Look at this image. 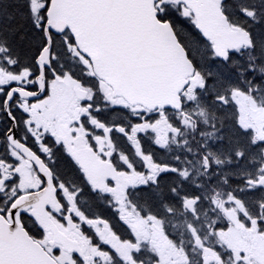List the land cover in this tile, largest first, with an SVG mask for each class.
<instances>
[{"label":"snow or ice","instance_id":"1","mask_svg":"<svg viewBox=\"0 0 264 264\" xmlns=\"http://www.w3.org/2000/svg\"><path fill=\"white\" fill-rule=\"evenodd\" d=\"M145 3L179 69L165 88L101 70L89 16L120 5L0 0V264H264V125L246 118L264 111V0H216L227 35L200 0Z\"/></svg>","mask_w":264,"mask_h":264},{"label":"water","instance_id":"2","mask_svg":"<svg viewBox=\"0 0 264 264\" xmlns=\"http://www.w3.org/2000/svg\"><path fill=\"white\" fill-rule=\"evenodd\" d=\"M120 5L118 8L93 12L89 16V47L101 58L100 68L105 74L129 81L141 87L165 88L178 74V67L165 41L152 31L148 17L149 8L145 0H108ZM202 20L210 30H219L225 35L233 30L223 22L221 5L216 0H200ZM65 17L83 16L81 9L66 4L62 9ZM103 15L121 25L122 36L108 24H98L97 17ZM146 47L147 56L132 55V49ZM39 213L48 227L51 223L46 213ZM23 238L19 241L22 255H27Z\"/></svg>","mask_w":264,"mask_h":264},{"label":"flooded vegetation","instance_id":"3","mask_svg":"<svg viewBox=\"0 0 264 264\" xmlns=\"http://www.w3.org/2000/svg\"><path fill=\"white\" fill-rule=\"evenodd\" d=\"M256 3H259V0H256ZM262 98H264V94H262ZM246 116L248 117V119L256 122L258 125H264V111L258 110L254 107H251L250 102H248L246 104ZM173 148V152L176 151V147L175 145H172ZM257 155H259V153H257ZM45 199L50 198V196L48 197H44ZM51 219V223L49 224V228L50 231L52 233V235L57 238V239H64L65 242H70L72 237L70 234L65 233L63 230H61V228L59 227V225L57 224V222L50 217ZM182 217H177L176 221H177V232L180 233L182 231ZM185 238H187L186 234H185ZM264 245V243H263ZM193 256V264H197L198 261V253L194 252L192 254Z\"/></svg>","mask_w":264,"mask_h":264},{"label":"rangeland","instance_id":"4","mask_svg":"<svg viewBox=\"0 0 264 264\" xmlns=\"http://www.w3.org/2000/svg\"><path fill=\"white\" fill-rule=\"evenodd\" d=\"M252 107V106H251ZM246 118L248 119V117L246 116ZM264 241H261L259 239L256 240V246H257V250L260 252V254L264 255V245H263Z\"/></svg>","mask_w":264,"mask_h":264},{"label":"trees","instance_id":"5","mask_svg":"<svg viewBox=\"0 0 264 264\" xmlns=\"http://www.w3.org/2000/svg\"><path fill=\"white\" fill-rule=\"evenodd\" d=\"M242 2H244V3H247V2H248V0H242Z\"/></svg>","mask_w":264,"mask_h":264}]
</instances>
